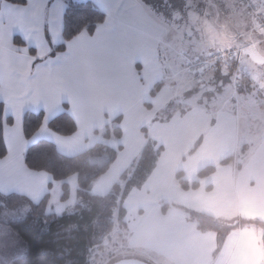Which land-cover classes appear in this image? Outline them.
I'll return each instance as SVG.
<instances>
[{
	"label": "crops",
	"instance_id": "1",
	"mask_svg": "<svg viewBox=\"0 0 264 264\" xmlns=\"http://www.w3.org/2000/svg\"><path fill=\"white\" fill-rule=\"evenodd\" d=\"M82 1L98 6L106 14L105 21L93 34L82 31L67 43L65 51L51 56L52 48L64 42V0H26L23 5L0 0V104L4 105V115L12 120L4 129L7 156L0 158V191L42 198L49 185L54 184V188L61 183L46 172L25 166L24 153L30 145L23 131L25 112L44 113V124L32 141L49 140L68 156L104 142L100 140L102 129L120 116L121 138L105 139L119 142L121 149L130 147L129 157L121 162L120 149L110 166L120 163L119 176L130 166L134 154H141L146 144L142 129L146 128L148 137L162 150L144 186H163L168 159H181L184 176L186 168H194L200 185L186 190L194 199L183 200L190 207L179 206L227 222H264V120L260 117L264 105L260 103L255 110L252 106L256 118L241 117L235 111L244 104L242 100L238 98L234 105L233 98L228 103L224 92L239 81L237 88L248 97L256 91L254 80L250 73H243L246 69L241 58L232 74H208L201 85L187 74L185 66L187 58L203 56L213 48H237L245 55L244 49L253 45L262 54L259 47L264 51L263 35L253 27L246 10L237 0L236 5L221 0V15L213 17L202 12L201 5L183 2L181 8L175 6L177 12L168 21L165 13L142 0ZM237 3L244 20L237 15ZM190 12L197 13L192 24L189 22L197 32L195 39L188 37L181 24L183 17L191 19ZM237 27L243 31L237 32ZM15 36L26 46L16 45ZM242 38L244 45L237 47ZM243 75L246 78L242 80ZM205 86L221 90L211 106L201 97L191 101ZM64 105L77 125L76 133L68 136L47 125L64 111ZM161 110L170 111L171 117L159 118ZM19 157L22 162L14 164ZM229 157V163L221 164ZM210 165L215 171L197 179L198 172ZM177 171L174 167L171 172L174 178ZM170 208L165 213L160 208L153 221L140 222L141 234L134 238L135 246H145L182 264H263L262 229L258 226L245 224L223 236L199 231L196 221L185 213V224L201 235L197 243L185 247L174 242L172 232L178 229L175 224H180L171 221Z\"/></svg>",
	"mask_w": 264,
	"mask_h": 264
},
{
	"label": "trees",
	"instance_id": "2",
	"mask_svg": "<svg viewBox=\"0 0 264 264\" xmlns=\"http://www.w3.org/2000/svg\"><path fill=\"white\" fill-rule=\"evenodd\" d=\"M10 3L25 4L26 0H5ZM146 5L156 8L165 13L168 4H174L173 0H142ZM66 9L64 12V42L52 48L51 56L58 52H63L67 48V43L80 34L87 31L93 34L99 24L106 19V14L90 1L82 0H64ZM181 8L183 5L178 4ZM178 5H176L178 7ZM14 43L19 46H26L25 42L19 37H14ZM29 53L34 55L33 49H28ZM246 54V53H244ZM247 55V54H246ZM237 68L235 62L230 70L223 71L217 69L215 74L223 75V72L232 74ZM246 75L242 76V80ZM157 85L151 91L155 94ZM196 90L188 92L189 96ZM261 95V94H260ZM166 119L171 117V112L166 111ZM121 117H116L111 125L104 127L102 132L106 139L115 136L121 138L122 130L119 126ZM12 123L9 116L4 115V105L0 104V158L7 156L6 145L4 141V129L6 125ZM44 124L43 111L38 113L25 112L23 131L25 138L31 141L36 133ZM48 127L60 135H72L77 131V125L74 118L64 105V111L51 119L47 123ZM147 142L139 156L132 166L133 171L129 169L122 172L119 181L116 182L111 190L105 195H96L91 193L94 183L103 176L112 163L116 160L121 145L117 148L105 144L97 143L90 149L68 156L61 153L57 147L49 140L40 139L29 145L24 153V163L28 169L33 171H43L51 175L54 181H63L62 200L69 197L70 187L66 180L77 176L79 189L78 197L83 201L78 205L76 211L72 213H47L49 196L45 195L39 203H33L24 195L18 193L0 194V213L4 209L17 210L29 207V212L25 216L12 219L6 224L25 244L26 254L18 257L13 264H91V252L95 247H101L104 239L113 231L115 223L113 221L114 211L118 210V220L121 226H125L126 209L123 205L124 199L132 189H141L149 176L154 171L157 160L162 150L157 147V142L147 135V129L143 128ZM198 141L192 150L199 146ZM232 160L229 157L221 162L227 164ZM131 176H129L130 172ZM215 171V166H207L200 170L197 179L204 178ZM178 185L184 190L197 189L199 181H189L185 178L182 170L175 174ZM124 181V186L121 182ZM121 196V199L119 197ZM168 203L161 205V210L165 213L169 208ZM192 219L196 221L197 228L201 232L213 231L221 235H226L232 229H237L245 224H254L261 227V245L264 250V222L260 220H240L237 224L234 222L223 221L212 215L196 212L192 209L180 206ZM222 236V237H223ZM222 241V239H221ZM264 264V261H263Z\"/></svg>",
	"mask_w": 264,
	"mask_h": 264
},
{
	"label": "rangeland",
	"instance_id": "3",
	"mask_svg": "<svg viewBox=\"0 0 264 264\" xmlns=\"http://www.w3.org/2000/svg\"><path fill=\"white\" fill-rule=\"evenodd\" d=\"M183 2L193 3L197 7L201 5L200 9L202 8L201 9L203 10L202 12H204L207 16L214 17L218 14L221 15L220 14L221 13L220 6H222L221 0H173V3H175L174 6L172 4H168L167 8L164 9L165 10L164 17L167 18L168 21L171 20L172 15L177 12V11H174L175 6ZM229 2L231 5L233 3L236 5L235 0H229ZM202 4H205L204 7L206 8H204ZM237 5H238L237 15L240 18L243 17L241 20H244L245 16H244V12L242 11V7L239 8L240 5L238 3ZM187 13L189 14V12ZM190 18L191 19H189L186 16L183 17L184 20H181V24L183 25V30L188 33V37L195 39L197 32H193L194 28L190 26L189 22L192 24L191 20L194 21L197 18V13L196 14L191 13ZM197 23L198 25L200 24L199 20ZM238 27H237V32L242 30L241 28H238ZM248 34L249 33L247 32V36ZM249 40H251V38ZM238 41L239 42H238L237 47L244 45L243 41L245 40L243 38L238 39ZM231 46H234V45L231 44ZM232 49L238 50L237 48H232ZM259 49L264 56V51L261 49V47H259ZM208 51L209 50H207L206 52ZM242 54L243 53L239 52V58H241V66H243L247 70V71L245 70V72L243 73H246V72H248V74L250 73L249 76H251L252 79L255 81V82L253 81L252 85L256 91L253 92V94H250L248 97L244 96L240 93V90L242 88H237L239 87L240 82L236 81L235 85L232 84L231 90L227 91L230 88H224V92L226 94V99L228 100V103H230L229 100L233 98H234L233 99L234 101L232 104H234L235 101L238 103V98L241 99L242 102L244 103V104L241 103V105L239 104L240 106L238 107V110L235 111L236 113L238 112L241 117L248 116V117L256 118L257 114H255L256 113L254 111L255 108L258 106H261V104L264 105V102H263L264 100L263 98H261L262 96L258 95L259 92L262 94L264 90V64L256 63L248 55L246 54L242 55ZM239 58L238 60H240ZM209 74H213V73H209ZM237 76L239 77V75ZM206 87L207 86H205L204 88L203 87L199 88L200 89L199 94L195 95L192 98L193 100L191 99V101H196L198 98L201 97L204 103L208 102L211 106L212 105L211 103L214 100L218 99V96L220 95L221 90L219 88H216V86L215 87L213 86L211 88H206ZM237 94L241 96H238ZM242 98L245 100H243ZM204 106L206 107V104ZM252 106L254 110L252 109ZM158 114H159V118L161 119H165L167 117V114L163 110H161ZM260 117L262 120H264V114L261 115L260 113ZM258 120L260 119L258 118ZM103 130L104 129H102L101 132H103ZM101 136L102 138H100V140L104 141V142H100L101 144L108 143L109 144L108 146H110L111 144L110 147H113V148L118 147L119 142L116 143L113 141L110 143L107 140H105L106 138L103 137L102 133H101ZM111 138H116V137L112 136ZM29 142H30L29 144L31 145L32 143H35L36 141L31 140ZM146 142H147V139H146ZM129 148L130 147L122 146V149L120 151V155H121L120 161L121 162L124 157L125 158L129 157L131 153V150ZM124 150L125 151L127 150V151L125 152ZM127 154L129 155L127 156ZM139 156H140V152H138L137 154H134V158H131V164L126 170L131 169L130 171L131 172L133 171L132 166L136 164L135 160L137 162V160L139 159ZM13 161H14L13 162L14 164H19L22 162L20 157L15 158V160ZM167 163H168V166L164 169L166 182L163 186L152 187L150 183H148L145 186H143L141 189H135V188L132 189L130 193L127 195V197L124 199L123 205L126 209L125 226H121L119 224L118 210L114 211V217H113V221L115 223L114 229L104 239L101 247H95L92 250L91 258H90L91 264H111L112 262L122 259V258H137L149 264H182L181 262L170 260L167 257H164L154 251H151L145 246L143 247L142 245L140 246L134 245L135 243L134 238L138 239V237H140L139 235L141 234L139 230L140 222L141 224L142 222L143 224H145L146 221L147 222L153 221L155 218V215L160 213L161 205L165 202L168 203L171 207L169 211V217L172 218L171 221H176L182 226L181 227L180 225L175 224L178 227V229H175V230L173 229V232H172L173 237L175 239L178 238V241H177L178 243L182 241L181 245L182 246L184 245L185 247H187L189 245H193L194 243H197L199 237H201V235H199L200 233H197L194 231L192 225H191L192 226L191 228L189 224L188 225L185 224L182 217L185 219L187 217L186 215L187 213L180 210L181 208L179 206V204H182L186 207H190L188 206V204H184L183 200L184 199L186 200V198H190L193 201L194 199L191 198V193L187 192L186 190H182L180 188V186L178 185L177 181L174 178V175H171V172L174 167H176L177 170L182 169L181 167L182 160L174 159L173 157L171 159L169 158ZM118 165H120V163H118ZM118 165L111 167L107 173L101 176L94 183L91 193L96 194V195H105L111 190L112 186L116 182L119 181V177H120L119 171L122 168H118ZM193 169L194 168H186V170L184 171L185 178L189 181L196 180V173L193 172ZM131 172L129 176H131ZM67 180L66 182L68 183L70 187V192H69V197L66 200L61 199V196L63 193V190H62L63 181L53 180L54 182H61V183H57V185L54 186V188H53L54 184L50 183L51 185L48 186L49 192L45 194V195H48L50 198V201L48 199V205L46 208L47 213H55L57 215H61L63 213H72L76 211L78 205L83 204V201L78 197V194H77V191L79 189L78 182H77V176L73 175L69 177ZM121 184L124 186L125 182L122 181ZM4 191H6V189H4ZM0 194L5 195V193H2L1 191H0ZM24 196L30 199L33 203H39L44 197L43 196L42 198L38 197V198L32 199L26 195ZM119 199H121V196L119 197ZM28 212H29V207H24L20 209L19 211L4 209L0 213V264H13V261L16 258L22 257L26 254V246L24 242L9 227H7V225H4V224H6L8 221L12 219L19 218L20 216H25ZM188 223L190 222L188 221ZM232 224H237V222H234ZM258 229L261 230V227H259Z\"/></svg>",
	"mask_w": 264,
	"mask_h": 264
},
{
	"label": "built area",
	"instance_id": "4",
	"mask_svg": "<svg viewBox=\"0 0 264 264\" xmlns=\"http://www.w3.org/2000/svg\"><path fill=\"white\" fill-rule=\"evenodd\" d=\"M246 10L253 27L264 38V0H237ZM239 51L233 49H210L203 56L186 59V70L197 84H202L209 73L217 69L228 71L236 62L238 64ZM264 100V91L262 92Z\"/></svg>",
	"mask_w": 264,
	"mask_h": 264
},
{
	"label": "water",
	"instance_id": "5",
	"mask_svg": "<svg viewBox=\"0 0 264 264\" xmlns=\"http://www.w3.org/2000/svg\"><path fill=\"white\" fill-rule=\"evenodd\" d=\"M246 53L253 61L259 64H264V56L259 52L256 46H248L244 49ZM111 264H149L143 260L137 258H122L112 262Z\"/></svg>",
	"mask_w": 264,
	"mask_h": 264
},
{
	"label": "bare ground",
	"instance_id": "6",
	"mask_svg": "<svg viewBox=\"0 0 264 264\" xmlns=\"http://www.w3.org/2000/svg\"><path fill=\"white\" fill-rule=\"evenodd\" d=\"M175 241H178V238H177V239L174 238V242H175ZM175 243H178V242H175ZM179 243H180V245H181L182 241H180Z\"/></svg>",
	"mask_w": 264,
	"mask_h": 264
}]
</instances>
